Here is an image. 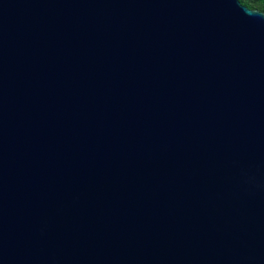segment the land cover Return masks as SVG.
Instances as JSON below:
<instances>
[{
    "label": "water",
    "instance_id": "water-1",
    "mask_svg": "<svg viewBox=\"0 0 264 264\" xmlns=\"http://www.w3.org/2000/svg\"><path fill=\"white\" fill-rule=\"evenodd\" d=\"M0 264H264V12L0 0Z\"/></svg>",
    "mask_w": 264,
    "mask_h": 264
},
{
    "label": "trees",
    "instance_id": "trees-1",
    "mask_svg": "<svg viewBox=\"0 0 264 264\" xmlns=\"http://www.w3.org/2000/svg\"><path fill=\"white\" fill-rule=\"evenodd\" d=\"M249 8L258 9L264 12V0H239Z\"/></svg>",
    "mask_w": 264,
    "mask_h": 264
}]
</instances>
